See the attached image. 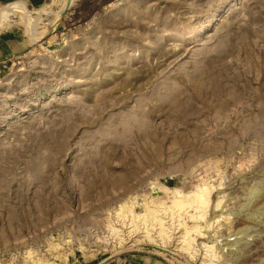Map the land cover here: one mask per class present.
<instances>
[{
    "label": "rangeland",
    "instance_id": "rangeland-1",
    "mask_svg": "<svg viewBox=\"0 0 264 264\" xmlns=\"http://www.w3.org/2000/svg\"><path fill=\"white\" fill-rule=\"evenodd\" d=\"M83 1L0 31V264H264V0Z\"/></svg>",
    "mask_w": 264,
    "mask_h": 264
},
{
    "label": "crops",
    "instance_id": "crops-1",
    "mask_svg": "<svg viewBox=\"0 0 264 264\" xmlns=\"http://www.w3.org/2000/svg\"><path fill=\"white\" fill-rule=\"evenodd\" d=\"M47 0H0V6L21 3L27 7H41ZM22 41L15 30L0 32V66L8 63L19 51L23 50Z\"/></svg>",
    "mask_w": 264,
    "mask_h": 264
},
{
    "label": "bare ground",
    "instance_id": "bare-ground-1",
    "mask_svg": "<svg viewBox=\"0 0 264 264\" xmlns=\"http://www.w3.org/2000/svg\"><path fill=\"white\" fill-rule=\"evenodd\" d=\"M78 0H63L59 11L56 13L55 15V20L52 23V28H56L61 20V18L63 17V15L65 14V11L70 8L72 5L75 4V2H77ZM11 16H19L21 18V20L23 21V23L25 24L26 28L28 29V32L31 34V38L34 39V32H33V26L31 22V18H29L26 14V9L24 7V5H22L21 3H12L9 4L5 7H3V9L0 12V31L3 28V24H5L4 22L10 18ZM36 22V21H34ZM38 22V21H37ZM4 29V28H3ZM2 29V30H3ZM36 29V28H35ZM34 29V30H35ZM6 31V30H4ZM41 34V33H40ZM148 212V211H147ZM151 213V212H150ZM154 212V215H156ZM145 217V216H144ZM155 217V216H154ZM153 219V218H152ZM154 220V219H153ZM152 220V222H153ZM155 221V220H154ZM162 226V225H161Z\"/></svg>",
    "mask_w": 264,
    "mask_h": 264
},
{
    "label": "trees",
    "instance_id": "trees-1",
    "mask_svg": "<svg viewBox=\"0 0 264 264\" xmlns=\"http://www.w3.org/2000/svg\"><path fill=\"white\" fill-rule=\"evenodd\" d=\"M115 0H84L82 11L86 13L84 19H88L93 13L100 11L103 7L111 4Z\"/></svg>",
    "mask_w": 264,
    "mask_h": 264
},
{
    "label": "water",
    "instance_id": "water-1",
    "mask_svg": "<svg viewBox=\"0 0 264 264\" xmlns=\"http://www.w3.org/2000/svg\"><path fill=\"white\" fill-rule=\"evenodd\" d=\"M70 9H71V8H70ZM70 9L66 10V11H65V14H66V12L69 11ZM65 14H64V15H65Z\"/></svg>",
    "mask_w": 264,
    "mask_h": 264
}]
</instances>
